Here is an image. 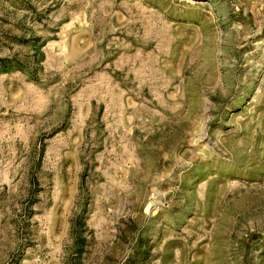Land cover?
Returning a JSON list of instances; mask_svg holds the SVG:
<instances>
[{"label": "rangeland", "instance_id": "1", "mask_svg": "<svg viewBox=\"0 0 264 264\" xmlns=\"http://www.w3.org/2000/svg\"><path fill=\"white\" fill-rule=\"evenodd\" d=\"M0 264H264V0H0Z\"/></svg>", "mask_w": 264, "mask_h": 264}]
</instances>
